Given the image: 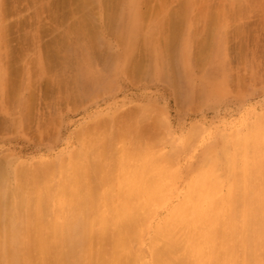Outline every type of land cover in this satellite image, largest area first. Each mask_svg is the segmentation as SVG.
I'll return each instance as SVG.
<instances>
[{
	"label": "rangeland",
	"instance_id": "rangeland-1",
	"mask_svg": "<svg viewBox=\"0 0 264 264\" xmlns=\"http://www.w3.org/2000/svg\"><path fill=\"white\" fill-rule=\"evenodd\" d=\"M5 1L8 7L13 5L14 11L9 10L17 15L11 12L3 18L4 0H0V170L3 167L5 174L0 175L1 215L17 209L14 195L18 168L25 170L20 180H28L26 185L22 182L26 189L21 187L28 198L34 199L36 188L30 180L38 173L32 172L35 163L54 167L51 173L56 182L65 158L69 164L64 169L70 175L75 173V166L85 165L86 188L82 194L88 209H117L120 203L129 202L126 197L132 185L140 183L135 169L145 153H169L180 148L177 163L181 177L176 184L177 192H182L189 176L187 168L205 159L210 144L230 140L233 134L243 133L249 122L264 120V0H198L193 5L194 10L201 9V28L213 25L212 14L225 28V67H211L208 61L213 37L204 33L195 42L197 51L202 52H196L195 47L189 55L190 63L185 64L181 46L189 35L184 31L175 32L172 38L162 37L161 56L150 54L140 43L138 46L143 47H136L134 58L143 65L141 70H133L140 71L139 75L127 74L122 68V47L106 29L103 6L97 7L99 16L94 24L91 22L97 27L95 33L88 29L89 35L85 32L83 36L65 33L70 23L79 20V13L72 20L61 17L66 9L51 4L53 0ZM169 1L165 4L168 10L186 6L177 5L179 0ZM152 4L157 5L155 0ZM196 11L181 17L180 24L170 21L173 23L169 27L177 23L186 28L195 21ZM64 18L68 21L65 25ZM166 40L173 44L172 50ZM204 40L208 44L212 40L211 50L210 46L206 49L198 45L202 41L204 46ZM171 56H175L177 65ZM203 56L208 59L201 68L197 62H204ZM210 72L214 78L225 79L223 90L215 94L209 92L213 78ZM192 134L193 142L183 148ZM109 139L114 140L113 155L110 151L103 153L104 141ZM73 153L78 156L76 162H71ZM36 179L39 181L38 176ZM39 186L43 189L44 183ZM223 192H228L225 185ZM107 194L112 198H104Z\"/></svg>",
	"mask_w": 264,
	"mask_h": 264
},
{
	"label": "bare ground",
	"instance_id": "bare-ground-1",
	"mask_svg": "<svg viewBox=\"0 0 264 264\" xmlns=\"http://www.w3.org/2000/svg\"><path fill=\"white\" fill-rule=\"evenodd\" d=\"M153 1L53 0L51 4L66 9L60 15L68 20L79 13V20L70 23L65 33L77 32L83 36L88 29H97L91 22L99 16L97 7L103 6L106 29L121 44L120 53L125 61L122 68L127 74L137 68L141 70L142 63L138 64L134 58L136 47L139 50L143 47L138 46L140 43L150 54L161 56L164 49L160 41L162 44L165 41L162 37L184 31H188L189 35L181 46V58L185 64L190 63L189 55L196 47L195 42L201 40L198 37L204 33L207 37L212 36L213 41L208 44L204 40L202 46V38L198 45L207 49L211 43L213 51L211 46L208 49L212 52L208 61L211 67H225L222 49L227 32L217 24L216 13L215 18L213 14L211 16L213 25L204 29L198 25L201 9H193L198 0H179L177 5L186 6L176 9L173 6L171 10L165 8L169 0H155V6ZM7 4L5 0L1 4L5 19L12 12L9 8L13 7ZM212 6L215 7L214 4ZM194 11L195 21L192 24L186 25V28L183 24L178 25L181 17H187ZM56 21L59 23V19ZM170 21L179 23L170 28L169 25L173 23ZM166 41L172 50L173 44ZM198 48L195 51L201 53L197 51ZM203 57L204 62H197L201 68L206 66L202 63L208 59V56ZM172 60L170 62L173 63ZM172 69L176 72V69ZM162 74L166 77L165 72ZM210 75L213 78L208 86L209 92L215 94L222 91L224 76L217 79L214 73ZM193 140L192 134L184 142L183 148L189 147ZM114 146V140H105L103 153L110 151L113 155ZM179 153L180 148H174L169 153H145V159V154L143 158L137 151L141 161H138L135 171L140 183L132 185L131 194L126 197L129 202L120 203L117 209L87 208L89 204L83 201L82 194L86 188L83 163L81 168L76 169L75 166V173L70 175L64 169L69 163L66 158L63 159L61 176L56 182L51 173L54 167L35 163L33 171H30L38 172L32 176H38L39 181L36 177L29 178L36 188L34 199L26 196V186L22 184L25 179L20 180L24 167L18 168L15 176H19V179L14 195L17 209L0 214V264H264V120L249 122L243 133L233 134L230 140L210 144L205 159L199 165L187 168L189 176L182 192H177L176 184L181 177L177 163ZM76 154L79 156L78 152ZM76 154L73 153L71 162H76ZM2 170L0 175L3 174ZM238 173L241 174L240 178L236 177ZM42 183L43 189L39 186ZM224 185L227 193L223 192ZM239 188L241 192H237ZM119 195L114 196L118 198ZM104 198L112 196L107 194Z\"/></svg>",
	"mask_w": 264,
	"mask_h": 264
}]
</instances>
